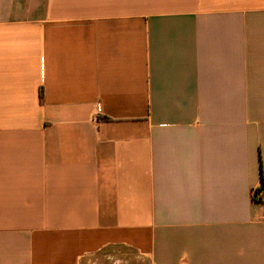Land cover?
<instances>
[{
  "label": "crops",
  "instance_id": "obj_1",
  "mask_svg": "<svg viewBox=\"0 0 264 264\" xmlns=\"http://www.w3.org/2000/svg\"><path fill=\"white\" fill-rule=\"evenodd\" d=\"M262 185L264 0H0V264H264Z\"/></svg>",
  "mask_w": 264,
  "mask_h": 264
},
{
  "label": "built area",
  "instance_id": "obj_2",
  "mask_svg": "<svg viewBox=\"0 0 264 264\" xmlns=\"http://www.w3.org/2000/svg\"><path fill=\"white\" fill-rule=\"evenodd\" d=\"M100 108H98V111ZM253 200L264 203V187L261 186L260 188L253 191Z\"/></svg>",
  "mask_w": 264,
  "mask_h": 264
},
{
  "label": "rangeland",
  "instance_id": "obj_3",
  "mask_svg": "<svg viewBox=\"0 0 264 264\" xmlns=\"http://www.w3.org/2000/svg\"><path fill=\"white\" fill-rule=\"evenodd\" d=\"M125 256L128 258V262H127L128 264H135V261L134 262L131 261L133 259L132 256L127 255V254H125ZM95 262H96V264H114V262H112L110 260L106 261L104 257L98 258V260H96ZM89 264H91V261H90Z\"/></svg>",
  "mask_w": 264,
  "mask_h": 264
},
{
  "label": "trees",
  "instance_id": "obj_4",
  "mask_svg": "<svg viewBox=\"0 0 264 264\" xmlns=\"http://www.w3.org/2000/svg\"><path fill=\"white\" fill-rule=\"evenodd\" d=\"M262 187H264V185H262Z\"/></svg>",
  "mask_w": 264,
  "mask_h": 264
}]
</instances>
